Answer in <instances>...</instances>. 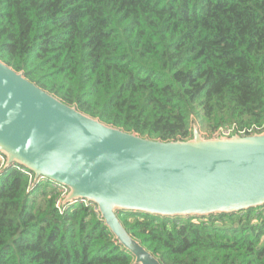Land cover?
<instances>
[{"label":"trees","instance_id":"obj_1","mask_svg":"<svg viewBox=\"0 0 264 264\" xmlns=\"http://www.w3.org/2000/svg\"><path fill=\"white\" fill-rule=\"evenodd\" d=\"M0 60L141 137L264 129V0H0ZM0 153V264H133L96 206ZM117 217L161 264H264V205Z\"/></svg>","mask_w":264,"mask_h":264},{"label":"water","instance_id":"obj_2","mask_svg":"<svg viewBox=\"0 0 264 264\" xmlns=\"http://www.w3.org/2000/svg\"><path fill=\"white\" fill-rule=\"evenodd\" d=\"M0 153L85 200L133 264H161L125 229L118 211L210 216L264 205V129L187 140L141 137L91 117L0 60Z\"/></svg>","mask_w":264,"mask_h":264},{"label":"built area","instance_id":"obj_3","mask_svg":"<svg viewBox=\"0 0 264 264\" xmlns=\"http://www.w3.org/2000/svg\"><path fill=\"white\" fill-rule=\"evenodd\" d=\"M259 130H260V128L257 126L240 128V127H237L236 125H231V126H227V127L218 128L214 132L212 137L235 136V135L247 136V135H251L255 132H259ZM0 163L2 164V162H0ZM66 191H67L66 188L62 191L63 196L65 195Z\"/></svg>","mask_w":264,"mask_h":264}]
</instances>
